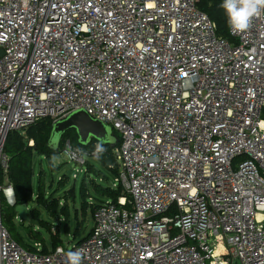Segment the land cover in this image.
I'll use <instances>...</instances> for the list:
<instances>
[{
    "label": "built area",
    "instance_id": "1",
    "mask_svg": "<svg viewBox=\"0 0 264 264\" xmlns=\"http://www.w3.org/2000/svg\"><path fill=\"white\" fill-rule=\"evenodd\" d=\"M228 34L198 0H0V175L9 133L82 109L117 132L123 190L42 252L3 226L0 181V264H264V12Z\"/></svg>",
    "mask_w": 264,
    "mask_h": 264
},
{
    "label": "rangeland",
    "instance_id": "2",
    "mask_svg": "<svg viewBox=\"0 0 264 264\" xmlns=\"http://www.w3.org/2000/svg\"><path fill=\"white\" fill-rule=\"evenodd\" d=\"M22 134H25V132ZM68 153L60 151L51 160L45 156L33 155V200L25 205L29 214L33 209L38 211L40 220L50 224L51 233L47 232L45 228H41L40 224L37 226L23 221L15 212L16 217L13 221L8 219V223L5 224L4 222V224L8 226L12 234H19L20 244L25 248L40 243L41 246L45 244L48 249L51 247L50 235L56 234H59L60 244L65 248H70L74 243L85 238L93 226L91 208L88 207L85 212L81 208L83 202L81 191L83 187L89 193L86 202L91 203V205H94L98 200L96 198L99 197L94 192L91 181L103 186L118 188L114 184L115 176L104 168L99 160L87 156L86 153L83 156L84 161L74 160ZM87 164L92 168L91 170L87 169ZM6 183L7 180H4L2 184L5 185ZM38 186L41 187V193L43 194L41 201L56 203L58 208L65 207L67 212L59 210L57 217L51 216L47 212L46 206L35 200L38 194ZM10 207L12 205L3 199L2 211H8ZM31 218L33 217L31 216ZM29 229L38 231L39 234H35L34 237L30 234Z\"/></svg>",
    "mask_w": 264,
    "mask_h": 264
},
{
    "label": "trees",
    "instance_id": "3",
    "mask_svg": "<svg viewBox=\"0 0 264 264\" xmlns=\"http://www.w3.org/2000/svg\"><path fill=\"white\" fill-rule=\"evenodd\" d=\"M223 0H198V7L207 14V16L216 24L217 33L223 37H229L228 34V22L227 16L224 9L221 7ZM52 120L50 119H42L36 121L35 123L31 124L25 134H20L18 132H11L8 134L4 151L8 157V167L7 172L0 175L1 183H4V180H7L12 186L13 193H14V200L15 205L17 204H27L29 201L33 200V189H32V179L34 175V170L32 167L33 164V155L37 154L40 156H45L46 158L50 159L56 156V152L50 149L47 146L49 133L51 130ZM113 129V128H112ZM115 134L118 136L117 132L113 129ZM69 139L71 144L75 147H79L83 149L84 152H91L95 150L96 145L99 143L98 141L92 139V141L84 146L78 142V137L75 130L70 129L61 138L59 144V152L63 149L65 141ZM32 140V144H29V141ZM102 146L106 149V151L97 155L96 159L99 160L104 168L110 171L112 175L115 177L118 174V168L115 164V160L113 157V150L117 148L111 147L108 144H102ZM87 169L91 170L92 168L87 164ZM91 186L94 192L101 198L97 197L96 202L94 205L91 203L86 202V198L89 197V193L85 187H83L81 194L83 198V202L81 203L82 211L85 212L87 208H91V216L93 209L97 202H101L102 199H111L116 201L119 196L122 195L123 190L120 186L117 189L103 186L99 183H94L91 181ZM43 194L41 193V187L38 186V194L35 197V200L42 205H45L47 208V212L53 216L57 217L58 211H66L65 207L58 208L56 203H44L42 199ZM31 216L34 220L39 221V226L41 228H45L47 232L51 233L50 231V224L40 220L38 217V211L33 209L30 211ZM1 217L3 226L8 230L11 237L18 242L21 243V239L19 234L14 235L12 234L11 230L5 224L8 221H13L16 217V213L14 211V207H10L8 211L1 210ZM9 219V220H8ZM5 222V224H4ZM33 229V228H32ZM29 229V232L32 236L35 237V234L38 235L39 232ZM91 230V229H90ZM90 233V232H89ZM88 233V234H89ZM87 234V236H88ZM51 238V247H55L60 244V237L59 234L50 235ZM84 239V238H83ZM21 245V244H20ZM23 246V245H22ZM25 247V246H24ZM29 249H34L33 246H28ZM48 249L46 248L45 244L42 245V252H47Z\"/></svg>",
    "mask_w": 264,
    "mask_h": 264
},
{
    "label": "water",
    "instance_id": "4",
    "mask_svg": "<svg viewBox=\"0 0 264 264\" xmlns=\"http://www.w3.org/2000/svg\"><path fill=\"white\" fill-rule=\"evenodd\" d=\"M70 129L75 130L78 142L84 146L88 145L92 139L102 144H108L111 147H116L119 141L111 126L91 117L86 111L79 109L52 122L47 146L56 153H59L61 138ZM10 205L14 207V211L23 221H27L32 225H39L37 220L31 218L26 205H15V201L10 203Z\"/></svg>",
    "mask_w": 264,
    "mask_h": 264
},
{
    "label": "clouds",
    "instance_id": "5",
    "mask_svg": "<svg viewBox=\"0 0 264 264\" xmlns=\"http://www.w3.org/2000/svg\"><path fill=\"white\" fill-rule=\"evenodd\" d=\"M221 7L224 9L228 26L232 34H241L249 30L254 18L264 12V0H223ZM106 151L102 143L95 148L97 155ZM69 264H81L82 252H68Z\"/></svg>",
    "mask_w": 264,
    "mask_h": 264
}]
</instances>
